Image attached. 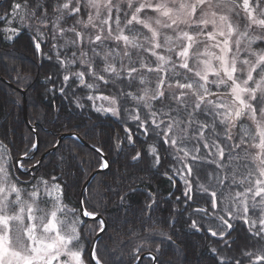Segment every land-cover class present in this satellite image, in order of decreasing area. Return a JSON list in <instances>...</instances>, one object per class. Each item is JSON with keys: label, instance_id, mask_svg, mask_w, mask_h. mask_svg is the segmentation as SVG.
Returning a JSON list of instances; mask_svg holds the SVG:
<instances>
[{"label": "snow or ice", "instance_id": "6c2138e0", "mask_svg": "<svg viewBox=\"0 0 264 264\" xmlns=\"http://www.w3.org/2000/svg\"><path fill=\"white\" fill-rule=\"evenodd\" d=\"M225 3L226 0H35L30 5L28 0H14L0 20L11 25L19 17L21 27L27 28L32 27L27 20L36 21V35L32 38L35 49L40 51L41 43L50 45L57 63L66 70L75 65L84 69L65 74L62 82L70 87L69 82L75 78L79 85L98 92L87 99L106 101L110 106L101 104L96 111L119 117L120 101L130 97L135 107H124L127 120L134 122L140 136H155L146 149L154 166L161 163V148L177 161L179 167L170 165L169 169L183 180L186 202H195L191 184L195 172L213 167L214 173L208 175L220 192L221 203H217V191L209 192L195 176L197 190L208 193L212 211L200 207L193 212L218 220L221 230L207 226V231L228 246L235 240L228 239L233 224L226 217L243 220L253 238L264 240V0H231L235 6L231 8L224 7ZM236 8L244 12L247 21L242 29L233 20L240 15ZM149 12L155 15H147ZM134 25L142 26L149 34L135 32ZM125 29L132 34H125ZM0 31L9 34L6 40H13L20 30L5 27ZM169 31L174 35H168ZM110 41L116 42L115 48L109 47ZM146 56L155 58V66L146 61ZM97 59L103 62L100 72ZM145 73L155 74V81ZM86 74L94 83L86 81ZM137 80L144 86L135 92L125 90ZM101 83L106 89L111 85L116 92L103 94L99 91ZM59 90L63 93L65 88ZM77 105L83 107L79 98ZM125 136L134 146L132 129L125 127ZM115 147L120 148L119 141ZM140 158L137 151L131 159ZM25 167L0 142V264H86L80 228L91 225H85L82 218L98 215L88 210L86 189L81 190L79 207H70L63 202L62 186L55 182L62 177L52 176L50 183L43 176H33L32 183L15 174V170ZM101 167L107 168L108 161ZM163 174L167 176V172ZM120 203H124V196ZM145 207L151 209L152 205ZM249 207L260 210L256 219L246 215ZM97 223L103 232L104 219ZM141 223L146 235L131 253L133 264H144V260L159 264L153 251L158 254L172 236L151 215ZM168 224L174 227L171 218ZM190 227L199 230L196 220ZM157 236L162 238L160 243L154 250L149 247L145 251V244ZM98 243L97 239L89 250L92 264H104L96 251ZM210 250L216 255V264H264V247L242 251L240 258L222 257L216 248Z\"/></svg>", "mask_w": 264, "mask_h": 264}, {"label": "trees", "instance_id": "16d2710c", "mask_svg": "<svg viewBox=\"0 0 264 264\" xmlns=\"http://www.w3.org/2000/svg\"><path fill=\"white\" fill-rule=\"evenodd\" d=\"M13 2L14 0H0V16L10 11ZM15 2L23 3V0ZM28 3L32 5L35 0H28ZM51 12L52 9L49 8V13ZM8 19H11L10 15ZM26 23L32 27H21L19 17L17 22L11 25L7 20H0V30L5 27L20 30L19 35L13 40H6L4 37L9 34L0 31V76L16 87L27 90L28 117L31 124L37 125L39 144L36 148V134L29 129L24 120L21 92L1 78L0 142L10 150L13 158L25 157L22 161L26 167L15 170V174L21 180H32V183H35L33 176L36 178L43 176L51 183L52 176L62 177L55 182L62 186L63 202L70 207H79L85 181L93 171L101 168L104 162L103 155L108 157L109 167L93 178L85 192L88 197L86 205L90 202L88 210L98 212L106 221V228L99 238V243L96 244L97 254L104 264H133L131 253L146 235L141 222L149 215L172 236L171 241L161 245L158 254L153 251L159 264H216L217 258L211 248H216L222 257L240 258L242 251H256L264 247V240L253 238L248 231V224L241 219L232 220L226 217L233 224L228 239H234L235 243L226 246L219 236H212L211 232L207 231V226L219 232L221 230L219 221L214 217L194 213L193 209L205 207L212 211L208 203V193L197 190L195 176L199 177L200 183L209 188V192L217 191V203H221L220 192L214 187V183H210L208 175L209 172L214 173V168L202 167L195 172V176L191 178L195 202H186L183 195V180L180 176H173L169 169L170 165L179 167L177 161L171 155L166 156L165 149L161 148V163L154 166L153 157L146 149L155 141V136L148 135L146 138L140 136L134 122L127 120L124 107L133 108L135 102L130 97L122 99L119 117L96 111L101 104L105 108L110 106L106 101L87 99L88 95H97L98 92L79 85L75 78L69 82L70 87L62 82L65 74L84 69L75 65L69 66L66 70L57 63L55 55L49 50L50 45L41 43V50L37 51L32 41L36 35L37 22L27 20ZM71 23L69 20V24ZM40 31L46 29L41 28ZM125 34L131 33L126 29ZM108 43L109 47H116V42ZM141 54L145 55L143 52ZM146 61L154 66L151 56H146ZM96 65L97 71L100 72L103 62L97 59ZM147 75L150 80L155 81V74ZM18 76L27 79L18 80ZM86 81L94 83L87 74ZM143 86L137 80L132 88L125 90L135 92L137 88ZM61 87L65 88L63 93L59 90ZM99 91L105 95H112L116 89L111 85L106 89L101 83ZM77 98L83 107L77 105ZM125 127L132 129L134 146L126 140ZM67 132L78 134L87 143L95 145L103 155L75 137H66L55 151L49 152L57 144L59 136ZM117 141L120 142L119 149L115 147ZM137 151L141 153V158L133 161L131 158ZM25 152L29 155L24 156ZM46 153L44 159L37 164ZM35 164H37L35 168L29 171ZM165 172L167 176L163 174ZM170 176L171 180L168 178ZM23 186L29 187L27 184ZM121 196H124L123 204L120 203ZM146 205H152L151 209L146 208ZM189 213H192L191 216ZM220 214L224 215L222 212ZM246 215L254 219L257 212L249 209ZM169 218L174 222V227H169ZM84 220L85 225H91V228H80V242L84 243L87 251V264H92L89 250L100 229L98 220ZM192 220L197 221L199 230L190 227ZM161 239L157 236L149 240L145 244V251L149 247L154 250ZM144 264L153 262L144 260Z\"/></svg>", "mask_w": 264, "mask_h": 264}, {"label": "water", "instance_id": "95a60500", "mask_svg": "<svg viewBox=\"0 0 264 264\" xmlns=\"http://www.w3.org/2000/svg\"><path fill=\"white\" fill-rule=\"evenodd\" d=\"M0 78H1L2 80H4L5 82H7V83H8L10 86H12L13 88L18 89V90L21 92V94H22V96H23V116H24V120H25L27 126L29 127V129L35 132V134H36V145H35V146H36V148H38L39 139H38V134H37V132H36V126H37V125H36V124H31L30 121H29V117H28L27 90H26V89H21V88L16 87L15 85H13L12 83H10L9 81H7L5 78H3V77H1V76H0ZM73 134H74V135H73ZM66 137H79V140H80L81 142H83L86 146L92 148L93 150H96V151L100 152V153L103 155V153H102L98 148H96V147L93 148V147H92L93 145L87 143V142L84 141V140H83L78 134H75V133H68V132H67V133H63V134H61V135L59 136L58 141H60V143H61V142L63 141V139H65ZM60 143H59V144H60ZM59 144H56V145H55V146H54L49 152H53V151H55L56 148L59 146ZM49 152H47V153H49ZM47 153L44 154V155L42 156V158L39 160V163L44 159V157L47 155ZM24 158H25V157H21L20 160L22 161ZM103 159H104V161H105V160L108 161V167H109L110 164H109L108 157H107L106 155H103ZM37 164H38V163H37ZM37 164H35L34 167L32 166V167L30 168L29 171H32V170L35 168V166H36ZM108 167H107V168H108ZM107 168L101 167V168H99V169L93 171V172L90 174V176L88 177V179L85 181V183H84L82 189H87L88 185L91 183V181L93 180V178H94L98 173H100V172L106 170ZM80 199H82L81 194H80ZM101 218H103L101 215H97V216H95V217H88V218H84V219H95V220H99V219H101ZM104 222H105V223H104V230H105V228H106V221L104 220ZM102 233H103V232L99 231V232L96 234V236H95L94 239H93L92 244L95 243V242L97 241V239L99 240V238L101 237ZM92 244H91V247H92ZM91 247H90V248H91ZM91 262H92V261H91Z\"/></svg>", "mask_w": 264, "mask_h": 264}, {"label": "rangeland", "instance_id": "374dc122", "mask_svg": "<svg viewBox=\"0 0 264 264\" xmlns=\"http://www.w3.org/2000/svg\"><path fill=\"white\" fill-rule=\"evenodd\" d=\"M153 2L155 3L156 2V0H153ZM224 7H226V8H231V7H235L232 3H231V0H226V3H225V5H224ZM236 11L237 12H240V15L238 16V17H233V20H234V22H238L239 24H240V26H241V29L243 28V25L247 22L245 19H244V12L242 11V10H240L239 8H236ZM147 15H149V16H154L155 14L154 13H151V12H149ZM121 26L123 27V18H122V24H121ZM153 26L155 27L156 25L154 24V22H153ZM133 29H134V31L135 32H140V33H142L143 35H148L149 33L142 27V26H140V25H134L133 26ZM125 33H126V29H125ZM132 34V33H131ZM130 34V35H131ZM168 35H170V36H172V35H174L172 32H168L167 33ZM143 35L141 36V39H143ZM261 47H264V45H261ZM153 58V60H154V66H155V58L154 57H152ZM173 59H175V57H173ZM150 65H151V63H150ZM257 199H259V198H257ZM249 209H251V211H253V210H255L256 212H257V216H256V218L260 215V210L259 209H252L251 207H249ZM256 218H254V219H256ZM83 245H84V243H82ZM84 248H85V246H84ZM83 258H84V260L86 261V264H87V262H88V259H87V251L85 250L84 251V256H83Z\"/></svg>", "mask_w": 264, "mask_h": 264}]
</instances>
